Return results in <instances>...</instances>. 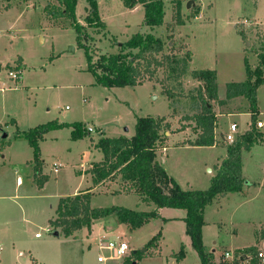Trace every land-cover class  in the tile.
<instances>
[{
  "label": "rangeland",
  "instance_id": "1",
  "mask_svg": "<svg viewBox=\"0 0 264 264\" xmlns=\"http://www.w3.org/2000/svg\"><path fill=\"white\" fill-rule=\"evenodd\" d=\"M163 1V23L150 27L144 24L142 5L129 10L122 0H96V13L102 23L96 27L85 21L90 13L88 0H77L75 19L82 26L81 42L87 46L93 62L102 54L128 51L122 44L137 32L152 34L163 42L162 50L152 53L153 57L146 54L151 61L149 66L146 61H139L144 77L142 84L106 87L96 83L95 75L87 70L85 49L77 44L71 20L51 17L49 10L53 6L60 7L58 0H0V37L7 39L4 44L0 40V80L3 83L0 87H16L6 95L0 92V127L4 129L0 132V144L5 139L7 142L14 140L16 128L11 118L23 129L55 119L64 124L48 130L45 138L38 142L50 175L45 191H39L36 183L27 177L31 175L27 159L33 158V149L22 136L16 139L21 155L0 164V195L5 196L0 197V264H100L97 256L107 251L100 249L95 239L103 229V221L91 224L90 230L80 228L71 238L53 235L47 222L53 214L55 216L57 199L54 194L59 192L67 196L65 193L74 187L79 190L91 184L88 168L102 156L94 146L99 133L103 131L113 137L131 135L135 132L137 117L171 115V118L164 117L170 122L171 131L178 130L182 124L189 125L188 136L194 140L198 132L194 120L185 118L200 113L205 102L214 113L216 101L207 97L204 82L196 79L193 71L217 70V97L225 98L227 82L245 79V59L252 69L259 65L258 55L264 53V0H193L189 7L186 1L180 8L182 25L176 23L174 1ZM197 2L202 9L199 18L193 20V15L198 13ZM6 5L11 7L4 9ZM136 51L132 49L133 53ZM190 51L191 59L187 54ZM18 55L25 59L22 66L15 61ZM262 67L264 73V65ZM14 69L21 72L17 80L8 77V71ZM166 92L171 95L169 105ZM256 97L261 110L257 120H264V84L258 87ZM247 104L245 100L243 105ZM238 109L233 117L225 116L226 127L229 128L232 119L238 123L239 131H245L250 115L243 108ZM31 110L40 114L36 122L26 119ZM75 122L81 123L84 130L81 135L73 136L70 124ZM258 129L263 131L264 126ZM3 133L9 136L2 138ZM178 139L173 137L172 141L182 144L176 141ZM262 148L256 147L253 154H264ZM217 152L218 149L180 146L171 147L167 152L159 148L156 154ZM59 162L63 167L54 173L51 167ZM16 175L23 178L20 187H15ZM112 186L118 188V184ZM263 199L258 196L252 204L261 206ZM118 203L133 208L137 197L99 194L91 205H121ZM141 209L151 207L143 205ZM257 212L255 209L254 213ZM181 215L184 211L180 208L164 209L132 232L121 227L123 235L120 237L128 243L131 254L136 250L145 253L142 249L145 241L156 234L164 236L162 254L143 257L141 264H199V255L189 235H179L183 234L179 227ZM56 230L62 235L60 228ZM116 235L104 239L116 240ZM176 239L184 245L180 247L184 255L179 261L175 255H169ZM247 241L248 233L244 232L237 242Z\"/></svg>",
  "mask_w": 264,
  "mask_h": 264
},
{
  "label": "trees",
  "instance_id": "2",
  "mask_svg": "<svg viewBox=\"0 0 264 264\" xmlns=\"http://www.w3.org/2000/svg\"><path fill=\"white\" fill-rule=\"evenodd\" d=\"M173 1L176 6V23L182 25L184 20L180 15L181 0ZM76 2L77 0H58L60 7L53 6L49 11L53 19L65 17L71 20V27L76 30L77 44L85 49L87 70L95 75L96 83L106 87L142 84L144 77L139 61H146V66H149L151 61L147 58L149 56L153 57L152 53H158L162 50V40L152 34L137 32L122 44V48L128 51L120 50L113 54H102L97 62H93L87 46L81 42L80 30L82 26L75 19L74 12ZM88 3L90 13L85 16V21L96 27L102 26L96 13V0H88ZM122 3L129 9L138 4L142 5L144 8V24L147 26L154 27L163 23V0H122ZM132 49H137V51L133 53ZM147 53L149 54L148 57L146 56ZM187 54L190 56L191 53L187 52ZM258 58L259 65L253 69L250 68L247 59H245L246 78L243 81L227 83L226 96L223 100L217 97L215 70L199 69L193 71V76L204 82V89L210 99L222 104L227 99L243 96L249 103V128L244 133L237 135L234 141L227 144V156L217 167L216 174L211 178L207 189L183 190L166 173L155 157L157 149H165L166 147L167 135L165 132H172L171 124L163 116H139L132 136L100 137L97 140L95 147L102 152L103 157L100 161L93 162L88 172L91 174L94 185L103 181H113L120 176L125 181L120 190L134 193L142 201L153 203L155 208L149 211H137L114 205L92 207L90 205L92 192L90 189H86L74 195L59 198L54 211L55 216L48 220L49 227L53 230L60 228L62 235L65 237L74 236L75 232L82 227L90 230L94 219L112 215L119 223H124L129 230H133L151 217L158 215V209L161 207L183 208L186 210V215L183 218L186 225V234L189 235L191 244L199 255L200 264H215L213 256L204 251L201 231L204 225V209L217 195L242 189L246 181L241 176V152L249 151L257 144L264 145V131L259 130L256 126L259 114L256 92L257 88L264 83L262 67L264 65V53H260ZM152 61L159 64L154 58H152ZM18 62H20V58ZM165 94L167 98L171 97L169 92ZM185 119L194 120V127L198 132L194 140L182 141V144L213 146L218 142L214 132L216 118L209 103H204L203 110L200 113L193 114ZM63 125L58 123L57 120H52L28 130H16V134L24 137L33 149V181L39 188L49 178L47 174L42 172L43 161L40 157L39 139L48 130ZM70 125L73 127V136L81 135L84 132L81 129L80 122ZM188 126L182 124L178 130H183ZM6 143L9 142L5 140L1 144ZM158 239L159 234L154 235L142 249L145 250L149 246L155 245ZM141 252L139 250L133 251V255L125 257L122 264H132L137 257L143 254ZM183 255V248H180L175 256L180 259Z\"/></svg>",
  "mask_w": 264,
  "mask_h": 264
},
{
  "label": "crops",
  "instance_id": "3",
  "mask_svg": "<svg viewBox=\"0 0 264 264\" xmlns=\"http://www.w3.org/2000/svg\"><path fill=\"white\" fill-rule=\"evenodd\" d=\"M188 0H181V6H183V3H185ZM197 7V15L194 17L193 20L199 18L200 12L202 9L201 3L199 4L198 2L195 3ZM139 6L136 5L135 7L129 9L133 10ZM11 6L6 5L3 8L7 9ZM147 26V25H146ZM1 42L4 44V40L7 41V39L3 38L1 39ZM5 48H8L7 45L4 46ZM191 53V51H190ZM20 58V62H18V59ZM190 59H191V54H190ZM189 59V61H190ZM15 61H17L18 64H21V66L25 63V59L23 56H17ZM1 64V63H0ZM250 64V63H249ZM251 65V64H250ZM204 69V68H203ZM209 69V68H208ZM215 70V69H212ZM216 73V78H217V70H215ZM9 77V76H8ZM10 78V77H9ZM246 78V77H245ZM243 81V80H242ZM23 82V81H22ZM229 82H237V81H229ZM227 82V83H229ZM0 83L1 80H0ZM157 84L156 82H154ZM226 83V84H227ZM264 84V83H263ZM3 86V83H2ZM135 86V85H134ZM217 86V82H216ZM14 87H11L10 85L2 88L0 87V92L2 95H6L7 92L11 91L10 89ZM258 89V88H257ZM225 96H226V91H225ZM257 96V92H256ZM167 98V96H166ZM168 99V98H167ZM218 99H225V98H218ZM245 100L248 102V100L243 97V96H237L233 97L231 99H227L225 103H218L216 102V106L213 108L215 118H216V127H215V137L218 140L216 144L213 146H193L189 145L188 143H183V144H175V141L173 142L172 139L173 137H178L179 139L176 141H183L187 142L192 136H188L189 132L187 131L190 127H185L183 130H176V131H166L165 134L167 135V140H166V147L164 149V152H167L169 148L171 147H194V148H209V149H218V152L216 154H156L155 159L157 162L164 168L166 173L172 177L178 185L181 187L183 190H192V189H207L210 185V180L213 176H215L217 167L220 165L221 161L227 156V151H226V146L229 142L223 139L224 134L228 133L230 130L229 128L227 129L226 127V121L225 116H231L233 117L236 111H239L238 108H243L244 110L249 113V103L247 106L243 105ZM169 99H168V105H169ZM258 111L259 114H261L260 107L257 103ZM170 108V106H169ZM242 109V110H243ZM226 110V111H224ZM241 111V110H240ZM39 112L35 110H31L27 115L26 119L27 121L30 122H36V118L39 117L38 115ZM171 114V112H170ZM250 115V113H249ZM151 116H163L166 118H171L169 116H164V115H151ZM58 123H61L58 121ZM10 121L12 122V126L16 128V130L19 131H24L27 129H30L32 127H28L27 129H23L22 127L18 128L19 123L15 121L14 118H11ZM168 121V120H167ZM169 122V121H168ZM231 123H236L237 124V132L239 134L244 133L247 131V128L245 131H239L238 123L234 120L231 119L229 121V126ZM34 124V123H31ZM1 126V124H0ZM34 127V126H33ZM91 128V127H89ZM92 130V129H91ZM4 131L0 127V132ZM264 131V130H263ZM193 134V132H191ZM45 134H43L41 140L45 138ZM3 135V134H2ZM120 135H125L127 137L132 136L131 135H126V134H120ZM117 135V136H120ZM196 134H194L195 136ZM9 134L6 133V137H8ZM17 136V137H16ZM113 137V136H108L105 135L103 131L99 133V137ZM116 137V136H115ZM5 138V137H2ZM24 138V137H23ZM16 139H21L18 135L15 134L14 140L9 141V143L6 144H0V164L3 163L4 161L8 160L9 162L15 160L16 157H19L21 153L17 150V142ZM25 139V138H24ZM97 139V140H98ZM6 140V139H5ZM40 140V142H41ZM7 141V140H6ZM27 141V140H26ZM28 142V141H27ZM97 141H95L94 146ZM39 144V143H38ZM260 145V146H259ZM256 147H263L262 149L264 150V145L257 144L254 145L249 151H242L240 154L241 158V176L242 178L246 181L244 185L242 186V189L240 191L236 192H227V193H222L217 195L213 201L208 204L205 209H204V225L202 226V241H203V246H204V251L206 253H210L213 256V261L215 264L221 261L223 253L227 250H242V251H249L254 253L257 249H264V213H263V207H264V199L262 200V205L261 206H254L252 202L258 198V196H262L264 198V154H253V150ZM96 148V147H95ZM98 149V148H97ZM2 153V154H1ZM18 154V156L16 155ZM40 157L43 161V166H42V172L44 174H47L49 176L48 180L44 183L42 187H40L38 190L39 191H45V187L48 184V181L50 180V175L48 174L49 172L46 170V160L43 158L42 154H40ZM103 157H100V159L94 161H100ZM32 159L29 158L27 159V162L29 161L31 165V175H27L28 179L30 181H33V165H32ZM93 163V162H92ZM89 166V168L92 166ZM15 166H17V163H14ZM60 167H63L62 163H55L51 167V170L56 173ZM88 168V170H89ZM50 170V171H51ZM90 174V173H89ZM257 176V177H256ZM91 178V184L87 186L84 189H77V187H74L69 193H65L69 195H74L76 193H79L81 191H84L86 189H90L92 192L91 198H90V205L92 203V200L100 195H105V196H112V195H130L134 193L132 192H124L120 190L121 186L125 183L121 179L120 176H118L115 180L113 181H103L97 185H94L92 183V177L90 174ZM256 178V179H255ZM258 178V179H257ZM23 178L20 175H16V184L15 187H20L23 185ZM118 184V188H112V185ZM43 194L45 192H42ZM64 193H56L54 194V198L57 199V202L60 197H64V195H61ZM17 195H14L16 197ZM66 196V195H65ZM137 197V203L135 204V207H127L131 208L137 211H149L153 210L155 208V205L153 203H147L144 202L140 199L139 196L135 195ZM0 197H5L4 195H0ZM57 204V203H56ZM121 205H114V206H122L125 207L124 204L118 203ZM145 205L146 207L151 209H141V207ZM92 206V205H91ZM113 206V205H111ZM96 207V206H92ZM108 207V206H107ZM139 207L138 209H136ZM56 208V207H55ZM170 207H161L158 209V214L161 213L164 209H167ZM184 211V215H181L180 217V223L179 227L180 229H183V234H179L180 237H186L188 236L186 234V225L184 222V217L186 215V210L183 208H180ZM257 209L258 212L254 213V210ZM54 215V214H53ZM52 215V217H53ZM51 217V218H52ZM50 218V219H51ZM171 219V217H169ZM182 219V220H181ZM97 221H103L102 222V231L99 234V236L95 239V241H99V239L107 238L111 235H115V238H121V235H123V231L121 230V227H124L125 230L132 232L133 230H129L128 226L124 223H119L115 216H106L98 219H94L92 221V224L96 223ZM48 222V221H47ZM108 223V224H105ZM49 225V224H48ZM48 228H50L48 226ZM185 230V231H184ZM246 232L248 233L249 241L247 242H242L238 243V240H241L242 234ZM38 236V234H36ZM58 237H65L63 235H59ZM72 237V236H71ZM68 236L67 238H71ZM164 236L161 235L156 242L155 245L149 246L147 249L143 250L145 253H143L140 257H137L136 260L132 264H141L142 258L147 257V256H153L156 254L161 255L163 251V238ZM179 237V238H180ZM190 239V238H189ZM144 242V245L149 241ZM180 239H176L175 245H172V252L169 253V255H176V253L180 250L181 246H184L181 244ZM128 244V243H127ZM129 246V245H128ZM144 248V247H143ZM20 254V252H19ZM132 251H131V254ZM129 255V256H130ZM166 256V254H165ZM176 257V256H175ZM34 258V257H33ZM34 261L36 260L35 258L33 259ZM180 259L176 258V261H179ZM124 259H116V258H107L106 260L99 262L100 264H122ZM200 264V263H199Z\"/></svg>",
  "mask_w": 264,
  "mask_h": 264
},
{
  "label": "built area",
  "instance_id": "4",
  "mask_svg": "<svg viewBox=\"0 0 264 264\" xmlns=\"http://www.w3.org/2000/svg\"><path fill=\"white\" fill-rule=\"evenodd\" d=\"M20 70L14 69L8 71V76L11 79H19ZM258 128L264 126V120L258 119L256 122ZM91 131V128H89ZM229 132L224 134L223 139L227 142H232L237 137V124L231 123ZM49 230V229H48ZM39 235V234H38ZM98 247L105 249L107 254H99L97 260L102 262L107 258L124 259L130 255V248L124 240L117 238L116 240L99 239ZM217 264H264V249H257L254 253L242 250H227L223 253L222 259Z\"/></svg>",
  "mask_w": 264,
  "mask_h": 264
},
{
  "label": "water",
  "instance_id": "5",
  "mask_svg": "<svg viewBox=\"0 0 264 264\" xmlns=\"http://www.w3.org/2000/svg\"><path fill=\"white\" fill-rule=\"evenodd\" d=\"M193 3V0H188L187 1V7L190 6V4ZM2 137H6V133H3ZM51 233L55 236H58L59 235V231L58 230H52Z\"/></svg>",
  "mask_w": 264,
  "mask_h": 264
}]
</instances>
